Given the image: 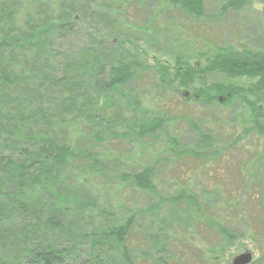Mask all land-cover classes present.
Segmentation results:
<instances>
[{
	"label": "rangeland",
	"instance_id": "obj_1",
	"mask_svg": "<svg viewBox=\"0 0 264 264\" xmlns=\"http://www.w3.org/2000/svg\"><path fill=\"white\" fill-rule=\"evenodd\" d=\"M18 1L22 4L14 17L20 24L23 19L33 24L49 20L61 28L49 32L38 49L18 60L19 70L27 68L26 74L34 79L31 86L33 97L41 96L34 107L42 112L47 108L55 112H50L47 120L44 114L43 123L50 125V129L56 131L60 124L63 130L65 125L69 126L70 133L79 131L78 142L84 138L87 150L105 166L99 182L111 185L104 195L99 187L96 188L94 208H97L85 211L79 207L80 201L91 199L92 195L87 194L85 188L76 189L80 192L79 196L75 195L77 201L72 210L66 201L68 213L65 214L78 216L73 230L79 228L78 234H86L90 232V225L103 228L121 219L126 220L133 211L137 214L134 218L135 232L129 241L130 253L138 254L146 236L163 230L161 228L165 225L167 228L179 227L186 233L185 239L178 242L179 251L176 249L174 254L170 251L168 259L161 256L166 264H207L206 252L212 247H216L215 251H210V257H217L214 264H231V260L245 250L251 253L253 262L261 258L264 250L257 247L252 238L264 236L262 214L254 206L256 201H252L256 195L260 199L264 195V190L258 185L261 180L264 185V98L259 93L254 95L257 80L227 78L209 72L195 76L190 84L183 87L174 82L170 84L169 80L177 72V60L180 64H187L189 70L196 68V64L201 68L204 66V61L190 56L186 47L190 43L199 49L210 43L239 50L245 48L264 57V0H238L242 3L240 8L223 13L220 12V4L229 0H206L204 17L196 23L155 0H137L132 5L123 6L121 11L117 6L116 13L110 12L113 6L109 0ZM23 3L27 5L23 6ZM63 13H68V19ZM72 24L75 29L66 31V27ZM169 27L177 28L181 39H184L175 38ZM53 33L60 35L53 37ZM104 50L108 54H116L112 55V60L118 58L133 63V77L121 89L100 92L102 89L98 84L100 89L96 87L98 91L94 97L90 95L95 85L93 72L91 68L87 74L82 72L81 65L85 63L86 56H102ZM112 60H108V64ZM74 72L81 75L71 84H55L49 90L48 80L68 78ZM210 85L241 91L232 97L228 93L217 95L208 103L198 95ZM90 101L91 104L87 105ZM156 117L164 122L160 129L154 135L139 138L136 133L138 126ZM90 135L99 140L93 141ZM171 142L176 147H171ZM78 148L83 149V145ZM239 151L249 152L250 172L255 171V178L257 176L242 188L239 177L244 176L237 174L238 162L243 157ZM150 163L157 166L158 195L137 193L128 184L119 182L122 172L131 173ZM244 170L248 172V168ZM64 184L62 181V186ZM11 187L8 189L10 194ZM218 187L225 197H220V203L223 200L233 202V210L221 212L220 208L226 204H220V208L214 211L220 195ZM183 189L197 201L174 207L164 200L159 205L155 202L157 196L166 197ZM228 190L231 192L227 193ZM39 196V192L33 190L26 194L31 203L39 202ZM54 196H49L51 212L56 211ZM195 205H200L197 206L198 214L195 213ZM40 210L43 211L42 203L39 209H31V213L41 217ZM101 210L110 212L111 218L104 213L102 215ZM192 212L196 220L190 217ZM19 214L8 209L5 218L10 220L6 224L9 227H4V230L20 227ZM209 218L221 223L232 239H222L208 228L203 220L209 223ZM31 221L27 224L34 223ZM23 227L26 226L23 224ZM49 235L47 232L46 238ZM153 249L147 251L150 257L146 261L137 258L132 260L133 263L150 264L151 260V264H157L153 262L157 256L151 257ZM72 250L78 260L66 264H86L89 251L83 238ZM108 255L112 256L110 252ZM172 258L174 262H169ZM15 260L16 256L11 255L9 262Z\"/></svg>",
	"mask_w": 264,
	"mask_h": 264
},
{
	"label": "trees",
	"instance_id": "obj_2",
	"mask_svg": "<svg viewBox=\"0 0 264 264\" xmlns=\"http://www.w3.org/2000/svg\"><path fill=\"white\" fill-rule=\"evenodd\" d=\"M109 1L113 6L110 12L116 13L117 6L121 11L123 6L132 5L137 0ZM155 1L164 3L168 10L185 16L188 21L193 23L204 17L206 0ZM20 4L22 3L18 0H0V264H66V262L77 261L78 256L76 252H73L72 247L78 244L81 238H83V243L88 246L89 251L86 264H134L132 260L136 261L137 258L146 261L150 257V252L147 251H150L151 248H155L152 250L154 254L151 257L157 256L153 262L166 264L161 256H166L168 259L170 251L173 254L176 249L179 251L178 242L183 241L186 237V233L181 231L179 227L167 228L164 225V228H161L163 230L159 229L148 234L146 241L140 245L138 254L132 251L130 253L129 250L131 248L129 241L135 232L134 218L137 212L133 213L132 211L131 216L126 220L121 219V221L109 226L106 225L103 228H95V226L90 225V232L86 234H78L79 228L77 231L73 230L76 227L75 220L78 216L75 213L71 216L65 215L68 213L66 201H69V207L72 210L77 201L76 196H79L77 194L80 193L79 188L82 187L86 189L87 194L92 196L91 199L88 197L87 200L80 201L79 207H82L84 211L85 209H92L95 205L94 200H96L94 193L98 191L96 188L99 187V191L104 195V192L109 191L111 185L99 182L102 171H105V166H102L95 158L94 153L87 150L84 145V138L78 142L79 131L74 130L70 133L69 126L65 125V130H63L60 124L56 131L50 129V125L43 123L44 114L47 120L50 118L49 113L54 114L55 112L49 108L46 109V112H42L43 110H37L34 107V104L40 101L41 96L33 97L31 86L34 79L26 74L27 68L19 70L18 60L23 55L31 53L32 50L38 49L44 38L50 34L49 32L61 28H59V24H53L49 20L46 22L42 20L39 21L40 23L33 24L30 21L25 22L26 20L23 19L22 24H20V21L17 22L14 17L15 11L20 8ZM24 4L27 5L23 3V6H25ZM238 6L239 8L242 6L241 1L229 0L221 3L219 9L223 13ZM63 15L68 19V13H63ZM69 25L66 27V31H73L75 25L72 24L70 27ZM169 31L175 35V38L184 39H181L182 37L178 34L181 32H177V28L169 27ZM59 35L60 33H53V37H59ZM186 47L194 60L205 62L204 66L201 68L196 64V68L189 70L187 64H180V61L177 60V72L171 75L170 84L174 82L178 87H183L187 83L190 84L195 76L204 75L208 72L221 74L227 78L245 77L257 80V83L254 84L255 94H253L257 96L259 93L261 98H264V57L260 54L245 48L239 50L232 46L211 43L200 49L192 43L187 44ZM112 55L116 54H108L106 50L103 51L102 56L90 54L86 56L85 63L81 65L82 72L87 74L88 68H91L92 75H94L93 84L95 85L92 88L94 91L92 90L90 93L91 96L97 95L96 87L98 84L101 85L102 90L100 92H102L108 89L124 88L131 81L133 63H127L118 58L112 60ZM108 60L112 61L108 64ZM163 71L165 70L163 69ZM80 75L74 72L70 73L68 78L64 76L57 80H48L49 90L55 84H62L63 86L68 85V82L71 84L72 80L77 79ZM230 89L231 87L226 88L223 85H210L201 91L198 97L204 102L210 103L214 101L217 95L228 93L232 97L241 91ZM211 93L212 96H210ZM88 104H91V101ZM163 124L161 118H153L148 123L138 126L137 136L142 138L154 135ZM90 137L93 141L99 140L92 135ZM81 144L83 149L78 148L79 145L81 147ZM170 146L176 147L173 142L170 143ZM171 152L175 154L174 149ZM239 153L243 157L238 162L237 174L244 176L243 178L239 177V185L242 188L251 179L256 180L257 176L255 178V171L250 172V159H247L250 158L249 152L239 151ZM81 160L87 162L84 163ZM247 168L248 172L244 170ZM156 169V164L150 163L131 173L122 172L119 182L128 184L137 193L156 196L158 195ZM62 181L65 183L64 186H62ZM258 185L264 190L262 180L258 182ZM10 187L12 188L11 194L8 192ZM218 189L220 195H218V204L215 205L214 211L220 208L221 198H225L221 189L219 187ZM31 190L39 192V202L31 203L26 198L27 192ZM228 192L231 191L228 190ZM53 194H55L54 208L56 211L51 212V204L49 203L51 198L49 196ZM63 196L66 197L63 198ZM160 197L157 196L155 201L158 205L160 201L163 202L164 200L172 207L184 202L189 203L191 201L193 203V200L194 202L197 201L195 196V198L193 196L191 198L184 189L176 190L169 196ZM263 197L264 195H261L260 199V196L256 195L254 196L255 200L251 198L250 200L253 203L256 201L254 206L257 212L262 214L264 224ZM41 203L43 204V211L40 210L41 217H35L31 213V209H39ZM223 204L226 205L223 209L220 208L221 212L234 209L233 202L227 203L223 200L221 205ZM197 206L200 207V205L193 207L195 213L198 214L200 210ZM8 209L13 214L20 213V227L12 228L9 231L4 230V227H9L6 224L10 220L5 218ZM101 213L107 215L108 218L112 216L106 210H101ZM192 216L194 217V212L190 217L193 218ZM30 219L34 220L31 225L27 224ZM209 220V223L206 222V219L203 222L205 221L206 226L217 233L218 237L227 240L232 239L231 234L221 223L218 221L215 223L214 219L209 218ZM23 224L26 227L21 228ZM47 232L50 233L49 238H46ZM80 235H82L81 238L76 237ZM252 238L257 247L264 250V236L260 235L258 238L255 235ZM14 248H16L15 251H13ZM214 248L216 247L209 250L215 251ZM210 251L206 252L207 264L217 263L215 255L210 257ZM109 252L112 255L110 257ZM11 255L16 256L15 262H9ZM173 260L174 258L169 262ZM149 261L151 264V260ZM253 264H264V253Z\"/></svg>",
	"mask_w": 264,
	"mask_h": 264
},
{
	"label": "water",
	"instance_id": "obj_3",
	"mask_svg": "<svg viewBox=\"0 0 264 264\" xmlns=\"http://www.w3.org/2000/svg\"><path fill=\"white\" fill-rule=\"evenodd\" d=\"M253 262L252 255L249 251H243L237 254L232 260L231 264H251Z\"/></svg>",
	"mask_w": 264,
	"mask_h": 264
}]
</instances>
